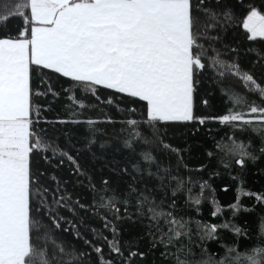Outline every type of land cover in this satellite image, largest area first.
I'll use <instances>...</instances> for the list:
<instances>
[{
  "label": "snow or ice",
  "instance_id": "obj_1",
  "mask_svg": "<svg viewBox=\"0 0 264 264\" xmlns=\"http://www.w3.org/2000/svg\"><path fill=\"white\" fill-rule=\"evenodd\" d=\"M205 5L206 0H11L10 7L5 5L0 8V25H5L13 17L22 20L16 35L0 36V264H85L86 258H90V253L69 248L53 239L51 229L37 218L36 214L42 209L46 210L45 215L56 229L61 228V221L70 225L73 235L83 239L84 244L96 254L95 264H116L115 260L104 255L101 245L84 239L72 221L58 214L59 208L75 212V208L68 203V197L56 198L54 195L49 205L46 199L48 189H34V185L39 184L30 168V156L35 151L50 149L53 156L66 157L75 165L77 172L80 168L71 154L46 144L33 130V113H39V108L32 103L33 66L68 78L74 82V87L82 86L93 95H96L97 88H105L143 101L146 105L143 123L150 126L153 136L164 149L178 155L179 149L159 137L158 123L198 121L203 125L208 120H217L221 125L241 129L250 127L252 131L264 135V104L249 103L240 95L230 97L234 107L223 115L200 117L194 113L196 76L206 67L203 62L206 50L199 44L202 34L196 30L197 14L202 12L212 21H217L220 16L225 21L233 18L230 10L218 13ZM208 27H215V23L207 24ZM242 27L249 34L250 41L258 37L264 39V13L250 6ZM211 59L213 66L224 69L219 72L220 76L228 72L239 77L250 92L259 93L264 100V87L252 74L241 72L235 63L225 64L216 57ZM48 92L58 95L51 87ZM35 95L47 93L36 92ZM68 98L84 107L74 96ZM112 102L111 98L107 101L109 104ZM204 103L207 104V101ZM240 105H244L245 110H236V106ZM57 122H83L89 126L96 123L92 119ZM139 123L134 119L127 121L133 127ZM132 135L141 138L138 131ZM229 140L228 144L218 143L216 146L239 157L235 160L237 165L243 167L246 157L252 161L257 159L247 150L249 145L232 138ZM125 147H132L130 140L125 141ZM260 152L264 154V147L260 148ZM141 155L145 161L154 162L151 153ZM133 167L139 171L138 166ZM52 179L55 180V177ZM171 179L177 181V187L172 190L175 197L182 190L184 181L175 176ZM103 183L107 185L108 181ZM208 187L207 181L202 182L201 194L197 197H193L191 189H188L187 198L197 206V211ZM93 191H96L94 186ZM102 191H107V188ZM134 192L136 189L133 188L129 194ZM242 196L254 197L258 203H264V193L238 188L236 201L228 205L233 210V216L242 207ZM34 198L38 199L35 209ZM116 200L115 195L107 198L101 195L96 207L108 209L116 214V219H120ZM122 203L126 206L129 201ZM211 203L214 209L211 216L217 217L223 209L214 197ZM73 204H79V201ZM175 204L173 199L168 207L175 208ZM136 205L138 215L146 216L150 221L148 235L152 237L151 247L162 245L164 251L161 256L171 258L173 264H264V243L259 239L244 250H240L238 245L222 244L225 253L219 259L215 254H209L206 248L201 249L199 259L193 258L194 241L190 224H195V235L202 242L217 240L219 229L229 230L237 237L247 235L245 230L230 221L216 224L177 217L173 211L165 210L163 200L156 203L143 192L137 197ZM79 207L86 209L88 206L79 204ZM104 220L105 228H109L111 222L106 216ZM70 229L64 228L63 231ZM91 231L96 239L107 244L109 257L115 255L122 264H132L133 258L145 256L144 252L136 250H129L125 256L116 239L115 227L111 228L112 239L96 229ZM258 237H264V219L258 225ZM185 238L188 241L186 244ZM49 243L53 248L51 256ZM170 248L175 250L170 251Z\"/></svg>",
  "mask_w": 264,
  "mask_h": 264
},
{
  "label": "trees",
  "instance_id": "obj_2",
  "mask_svg": "<svg viewBox=\"0 0 264 264\" xmlns=\"http://www.w3.org/2000/svg\"><path fill=\"white\" fill-rule=\"evenodd\" d=\"M5 5L10 7L11 0L0 2V8ZM205 6L218 13L230 10L233 18L231 21H225L223 16H220L217 21H212L202 12L197 14L199 20L196 30L202 34L199 44L206 50L203 57L206 67L196 76L198 83L194 94L195 115L207 117L225 114L229 108L234 107L230 99L232 95L243 96L249 103L255 101L264 104L259 93L250 92L239 77L228 72L220 76L219 72L224 69L218 65L213 66L214 61L211 59L216 57L225 64H237L241 72L252 74L264 87V39L258 37L250 41L249 34L242 27L243 18L250 6L264 12V0H220L219 3L217 0H206ZM212 23H215V27L206 28L207 24ZM21 26L22 20L13 17L5 25H0V36L16 35ZM213 37L215 39H212ZM31 86L34 93L32 103L39 108V113L34 112L32 116L33 130L46 144L71 154L80 168L77 172L75 165L66 157L53 156L50 149L35 151L30 156L31 172L39 181L38 185H34V189H48L46 199L49 205L52 204L54 195L56 198L68 197V203L75 208V212L59 208L58 214L72 221L84 239L101 245L107 258L115 260L116 264H122L120 258L115 255L109 257L107 244L96 239L92 229L112 239L111 228L115 227L116 239L125 256L129 250L145 253L143 258H133L132 264H173L171 258L161 256L164 251L162 245L151 247L152 237L148 235L150 221L146 216H139L137 213L136 199L141 192L156 203L163 200L165 210L173 211L177 217L216 224L227 220L247 233L237 237L229 230L219 229L216 233L217 240L202 242L195 235V224H190L195 259L201 257L202 248H206L209 254H215L219 259L225 253L222 244L238 245L240 250H244L246 246L257 243L258 239L264 243V237H258V225L264 219V203H258L254 197L242 196V207L235 216L233 210L228 208V205L236 201L238 188L264 193V154L260 152V148L264 147V135L261 132L252 131L250 127L241 129L221 125L217 120H208L203 125L198 121L158 123L156 127L159 129V137L179 149L178 155L164 149L153 136L150 126L143 123L146 119V105L138 98L105 88H97L96 95H93L82 86L74 87V82L70 79L47 69H37L35 66L31 72ZM49 87L58 95L54 96L48 92ZM36 92L47 95L37 96ZM69 96H74L84 107L69 100ZM109 98L113 101L111 104L107 103ZM204 101H207V104ZM236 110H245V107L236 106ZM73 119H92L96 123L89 126L83 122H57ZM130 119L140 123L135 127L130 126L127 124ZM136 131L141 133V138L133 137L132 134ZM229 138L249 145L247 150L257 159L252 161L246 157L243 167L237 165L235 160L239 157L221 151L216 146L218 143H230ZM126 140L131 141V148L125 147ZM145 140L149 142L146 143ZM145 152L151 153L154 162L149 163L142 158L141 154ZM209 152L212 153L211 156L208 155ZM134 165L138 166L139 171ZM150 172L152 175H149ZM173 176L184 181L182 190L177 192L175 197L172 196V190L177 187V181L171 179ZM105 180L108 181L107 185L103 183ZM204 181H207L209 187L204 190L197 211V206L187 198L188 189H191L193 197L200 196V184ZM93 186L96 191H93ZM105 188L107 191H102ZM133 188L136 192L129 194ZM225 188L227 191H224ZM101 195L105 198L116 196L120 219H116V214L108 209L96 207ZM213 197L223 209L217 217L211 216L214 210L211 203ZM173 199L176 201L175 208H170L168 205ZM124 200L129 201L128 205L122 203ZM75 201L88 207L81 209L79 204H73ZM36 207L38 199L34 198L33 208ZM245 208L250 210L245 211ZM45 211L42 209L36 215L51 229L53 239L69 248L74 247L77 251L90 253V258H86L85 264H89V259L91 264H95L96 254L84 244L83 239L73 235L70 225L61 221V228L56 229L45 215ZM105 216L111 222L109 228L104 226ZM64 228H69L70 231L64 232ZM187 242L185 238L184 243ZM48 252L51 256V243L48 245Z\"/></svg>",
  "mask_w": 264,
  "mask_h": 264
},
{
  "label": "rangeland",
  "instance_id": "obj_3",
  "mask_svg": "<svg viewBox=\"0 0 264 264\" xmlns=\"http://www.w3.org/2000/svg\"><path fill=\"white\" fill-rule=\"evenodd\" d=\"M262 13H264V12H262Z\"/></svg>",
  "mask_w": 264,
  "mask_h": 264
}]
</instances>
